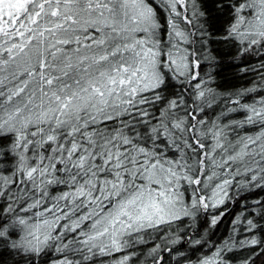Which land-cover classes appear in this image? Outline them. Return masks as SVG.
Here are the masks:
<instances>
[{
    "label": "snow or ice",
    "instance_id": "snow-or-ice-1",
    "mask_svg": "<svg viewBox=\"0 0 264 264\" xmlns=\"http://www.w3.org/2000/svg\"><path fill=\"white\" fill-rule=\"evenodd\" d=\"M215 3L218 11L229 9L220 41L239 43L245 53L264 49V0ZM161 4L169 13L167 42L151 0H0V136L11 134L15 159L10 176L0 173V197L10 201L13 217L0 224V242L17 253L32 258L54 250L63 257L54 264H89L175 225L152 249L171 251L168 245L184 238L185 219L223 205L234 182L264 190V95L244 102L258 91L253 86L228 97L227 113L242 112L241 120L221 124L218 117L209 126L197 119L195 109L211 108L217 94L211 76H199L193 33L180 22L190 25L205 12L196 0ZM197 30L201 48L216 35L204 24ZM173 79L191 87L195 109L182 93L164 95ZM157 103L158 115L144 107ZM117 120L118 127H108ZM246 126L258 130L229 139V129ZM18 174L30 189L12 191ZM255 203L264 210V201ZM257 229L264 225L247 220L250 238L213 244L189 264H230L226 253L237 243L264 244ZM187 243L202 249L208 241Z\"/></svg>",
    "mask_w": 264,
    "mask_h": 264
},
{
    "label": "trees",
    "instance_id": "trees-1",
    "mask_svg": "<svg viewBox=\"0 0 264 264\" xmlns=\"http://www.w3.org/2000/svg\"><path fill=\"white\" fill-rule=\"evenodd\" d=\"M197 6L200 11L205 12V17L199 20H194L190 25H184L188 32L193 33L190 39L193 41L191 49L198 50V55L194 57L200 61L198 69L199 76L204 80H208L209 75L211 80H208V86L213 88L217 94V101L211 108H204V111L195 109L193 101L190 99L192 96V89L188 84L181 88L180 82L173 79L169 82V87L165 90L164 95L172 98L174 94L182 93L183 98L187 104L188 109H195L197 119H204L210 123L217 120L221 124L228 123L230 120L243 119L242 112L227 113L226 109L231 105L226 104L229 96L234 97L238 91L246 88L258 86V91L249 94L244 98V102L251 103L253 98L258 99L259 95H264V88L259 86L264 85V49L250 50L243 52V45L237 43L235 46L232 44H224L218 39L226 21L229 19V9L224 8L223 11H218L220 7L215 3V0H196ZM153 5L159 12V20L161 24L160 38L167 42L168 40V24L166 13L162 7L152 1ZM209 20L205 24V20ZM204 24L205 28L216 33L212 37L211 42H206L201 48L200 33L197 28L198 25ZM220 30V31H217ZM200 44V48L198 47ZM211 53L215 57L214 60H205L204 56ZM193 83H195L193 81ZM198 103V102H197ZM147 110L158 115V109L161 107L160 103L152 105H145ZM225 115H221V113ZM183 115V111H181ZM124 119H129L125 117ZM195 122V121H193ZM109 128L119 126V121L107 122ZM101 127H103L101 125ZM200 127V126H198ZM140 131L143 128L137 125ZM258 130V127L246 126L244 128L229 129V139H235L237 135H253ZM11 134L0 136V173L10 176V169L15 165V159L9 151L12 144ZM206 144L211 143V139L205 140ZM47 147V145H45ZM203 157H201L202 159ZM219 159V155L217 156ZM219 171V170H217ZM238 180H243L244 177H238ZM30 185L20 184L14 188L23 190L30 189ZM63 190V186L53 189V194ZM186 193V197H187ZM257 200L264 201V190L261 189H248L240 188L235 182L229 188V198L225 200L223 205H219L215 209L209 208L207 210L201 209L197 214L195 220L186 218L183 227L180 229L184 238L175 245H170L168 248L171 251L163 248L155 253L152 252L154 246H157L161 240V233L166 232L164 228L160 230H150L145 235L144 242H135L132 246L126 248L123 252H113L110 256H96L94 260L89 261V264H110L111 257L119 256V259L125 255H130L131 259L128 264H184L194 261L198 256L208 252L213 244L221 245L226 240H234L239 242L245 238H250L253 233L248 232L247 220L253 219L260 225H264V210H262L255 202ZM30 202V201H29ZM10 201L7 197H0V208L4 212L0 214V224L10 225L11 214L7 212V207ZM26 206V205H25ZM34 211V210H33ZM20 215H24L22 212ZM213 217H218L216 225H211ZM176 226L173 225L169 231H175ZM255 236L258 240H264V229L255 230ZM203 237L208 241L207 245L202 249L193 247L187 243L190 238L199 239ZM8 243H10L8 241ZM230 264H243L244 261H250V264H264V244L254 247H240L237 246L231 251L226 253ZM63 258L59 253L54 250H49L46 254H41L30 258L23 253H17L15 250L8 247L5 242H0V264H54L57 258ZM78 258V257H73ZM106 262V263H105Z\"/></svg>",
    "mask_w": 264,
    "mask_h": 264
},
{
    "label": "rangeland",
    "instance_id": "rangeland-1",
    "mask_svg": "<svg viewBox=\"0 0 264 264\" xmlns=\"http://www.w3.org/2000/svg\"><path fill=\"white\" fill-rule=\"evenodd\" d=\"M152 1H155L156 3H158L161 7H162V9L165 11V15H166V19H167V17H168V15H169V13H168V10L161 4V0H151V2ZM196 3H197V1H196ZM199 8V7H198ZM188 11H189V13H191V11H192V7H191V5H189V9H188ZM167 24H168V19H167ZM185 24L183 23V21H181L180 22V27L181 28H183V26H184ZM168 28H169V26H168ZM168 31H169V29H168ZM168 38V37H167ZM198 47L200 48V44H198ZM200 50H201V48H200ZM215 121V120H214ZM211 143H213V141H211ZM210 143V144H211ZM218 156V155H217ZM217 156H216V160H217V162H219V159L217 158ZM220 157V156H219ZM11 171H10V175H11V173L14 171V167H12L11 169H10ZM219 172V171H218ZM19 179H20V177H19V174L17 175V181H18V185H20L21 183H19ZM14 188V187H13ZM13 188H12V191L14 192L15 190H13ZM14 189H16V188H14ZM188 194H187V196H190L191 195V189H188V192H187ZM50 206V205H49ZM34 211H36V210H34ZM12 214H11V219H10V222H9V224H11L12 223ZM166 234L167 235H171V233H169V231H167V233L166 232H163V233H161V234H159V235H161V240H160V242H158L159 244L158 245H163V242H164V240H165V236H166ZM13 238H15V237H13ZM9 242H10V240H9ZM157 245V246H158ZM170 245H172V244H169L168 246H170ZM154 247H156V246H154ZM164 247H159V248H157V251H159V249H163ZM120 255H122V254H120ZM119 255V256H120ZM119 256L117 255V256H112L111 257V259L109 260V263L110 264H115V261H117V260H119ZM195 261V260H194ZM106 263V262H105ZM184 264H189V262H187V263H184Z\"/></svg>",
    "mask_w": 264,
    "mask_h": 264
}]
</instances>
